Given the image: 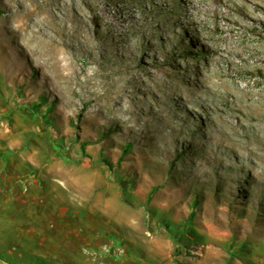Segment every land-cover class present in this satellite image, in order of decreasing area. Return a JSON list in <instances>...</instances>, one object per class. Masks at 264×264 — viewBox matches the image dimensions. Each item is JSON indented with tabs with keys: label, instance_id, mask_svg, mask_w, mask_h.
<instances>
[{
	"label": "rangeland",
	"instance_id": "rangeland-1",
	"mask_svg": "<svg viewBox=\"0 0 264 264\" xmlns=\"http://www.w3.org/2000/svg\"><path fill=\"white\" fill-rule=\"evenodd\" d=\"M0 264H264V0H0Z\"/></svg>",
	"mask_w": 264,
	"mask_h": 264
},
{
	"label": "bare ground",
	"instance_id": "bare-ground-1",
	"mask_svg": "<svg viewBox=\"0 0 264 264\" xmlns=\"http://www.w3.org/2000/svg\"><path fill=\"white\" fill-rule=\"evenodd\" d=\"M216 90V89H215Z\"/></svg>",
	"mask_w": 264,
	"mask_h": 264
}]
</instances>
